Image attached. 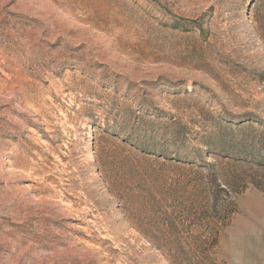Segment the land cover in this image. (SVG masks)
<instances>
[{
	"label": "rangeland",
	"instance_id": "rangeland-1",
	"mask_svg": "<svg viewBox=\"0 0 264 264\" xmlns=\"http://www.w3.org/2000/svg\"><path fill=\"white\" fill-rule=\"evenodd\" d=\"M263 226L264 0H0V264H231Z\"/></svg>",
	"mask_w": 264,
	"mask_h": 264
},
{
	"label": "crops",
	"instance_id": "crops-1",
	"mask_svg": "<svg viewBox=\"0 0 264 264\" xmlns=\"http://www.w3.org/2000/svg\"><path fill=\"white\" fill-rule=\"evenodd\" d=\"M233 242L231 264H264V226L235 231Z\"/></svg>",
	"mask_w": 264,
	"mask_h": 264
},
{
	"label": "trees",
	"instance_id": "trees-1",
	"mask_svg": "<svg viewBox=\"0 0 264 264\" xmlns=\"http://www.w3.org/2000/svg\"><path fill=\"white\" fill-rule=\"evenodd\" d=\"M215 234V231L214 233L212 232V235ZM217 238L213 237V239L211 240V242H209V246H208V249H213L216 245H217ZM207 264H217L215 263L214 259H211L209 260V262Z\"/></svg>",
	"mask_w": 264,
	"mask_h": 264
}]
</instances>
